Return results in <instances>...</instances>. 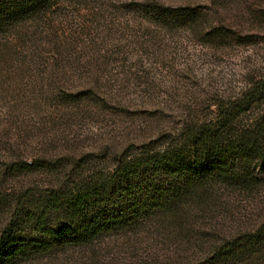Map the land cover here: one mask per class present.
Instances as JSON below:
<instances>
[{"label":"rangeland","instance_id":"obj_1","mask_svg":"<svg viewBox=\"0 0 264 264\" xmlns=\"http://www.w3.org/2000/svg\"><path fill=\"white\" fill-rule=\"evenodd\" d=\"M262 126L264 0H0V264H264Z\"/></svg>","mask_w":264,"mask_h":264},{"label":"trees","instance_id":"obj_2","mask_svg":"<svg viewBox=\"0 0 264 264\" xmlns=\"http://www.w3.org/2000/svg\"><path fill=\"white\" fill-rule=\"evenodd\" d=\"M256 92H252L249 95H245L241 100H238L233 106L228 108L227 110L221 112V118L218 121V125H212L211 127H205L204 129H201L198 134H195V136L192 137V142H195L196 144L202 145L203 143H214L218 141L219 139V130L220 129H226V127H229V125L232 122L233 116L236 113H239L244 108L246 109L247 106H249L250 100L254 99L256 97ZM244 109V110H245ZM263 139L264 141V129L263 126L259 127L257 131L250 135L244 136V138L239 143L241 146V149L245 152L249 153L251 151H255L257 148H259L260 141ZM16 167H12V170L15 171Z\"/></svg>","mask_w":264,"mask_h":264}]
</instances>
